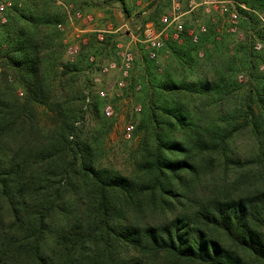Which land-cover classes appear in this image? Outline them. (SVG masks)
Listing matches in <instances>:
<instances>
[{
	"label": "trees",
	"instance_id": "obj_1",
	"mask_svg": "<svg viewBox=\"0 0 264 264\" xmlns=\"http://www.w3.org/2000/svg\"><path fill=\"white\" fill-rule=\"evenodd\" d=\"M17 1L0 22V264H264V44H233L209 15L144 50L127 76L141 110L124 174L79 135L74 84L92 65L83 51L62 60L63 12ZM160 1L141 27L158 23ZM236 1L238 23L264 40V0ZM113 3L129 13L125 0L100 4ZM247 126L257 151L243 160L233 141Z\"/></svg>",
	"mask_w": 264,
	"mask_h": 264
},
{
	"label": "rangeland",
	"instance_id": "obj_2",
	"mask_svg": "<svg viewBox=\"0 0 264 264\" xmlns=\"http://www.w3.org/2000/svg\"><path fill=\"white\" fill-rule=\"evenodd\" d=\"M7 1H10L11 4H13V1L15 0ZM25 1L26 0H18L17 2L18 4H21ZM65 1L71 3L74 8H79L82 11L92 13L94 16L95 28L103 30L120 28L116 32L104 31V37L111 36L107 42H101V40H98L95 32L86 33L88 37L87 42L82 45L81 51H83V55L81 57L79 56L84 62V66H86L87 63L84 58L91 55L95 56L99 62L105 59L119 61V55L117 54L119 47L117 44L122 45V47H129L133 51L134 60L138 59L144 50H148L145 43L130 41V37L126 34V27L122 25L126 23L131 30L137 31V26L139 25V13L146 8L150 10V4L153 3L154 0H125L129 9L128 14L122 10L119 3H113L110 7H106L100 4L102 0ZM190 1L191 0H180V16L177 20L178 22H183L184 25L189 26V33H191L193 29L199 31L201 26H206L205 22L207 16L210 15L214 20H219V25L217 26L218 29L226 28V31H228L229 34L231 33L230 35L234 41L233 44L240 41H246L245 43L249 48L256 52L261 51L256 50L253 47L255 39H261V41L264 42V40L259 38L256 33L254 34L251 31L247 32L240 23H238V30L236 32H231L229 30L231 24L229 12L219 14L217 11H207V9L201 5L191 6ZM192 1L197 2L198 0ZM171 3V0H161L160 4L162 12L160 19L158 20V23L152 21L157 30H162L160 36L163 42H165L170 35L173 38H178V35L175 36V24L171 23L166 26L165 23L161 21L163 15H169L171 13ZM55 4L62 11L61 6L56 1ZM232 9V6H229V10ZM239 22H241V20ZM248 35L251 36L250 39H248ZM158 53L157 62L162 63L166 58V53H164L162 49H160ZM263 53L264 52H261L264 57ZM62 60L70 61L66 53H63ZM133 62L130 69H133L135 64V62L134 64ZM89 66L84 67L89 69V72L86 73L85 70H82L74 84V94L80 95L81 92L82 96V100H80L81 120L78 124L79 135L81 138L87 137L91 140H97L98 161L101 166L112 167L119 172L128 174L132 169V157L138 147L140 135L135 134L130 138H126V126L131 121L134 122V124H137L141 104L135 100V96L129 89L130 77L122 78L118 71L104 75L99 71L98 66H91V68ZM95 77H99L97 82L93 81ZM238 80L240 82L246 80V74L243 72L239 73ZM119 82H122L123 85H120ZM137 88L139 87L137 86ZM100 91H104L105 96H101L99 93ZM87 95L90 96L91 102H99L100 113L103 115V119H97L94 114V109H92L93 107H90L89 104L85 103ZM236 99L237 98L233 100L234 103H236ZM103 102L112 105L113 114L111 116H107L103 111ZM136 106H140V109L136 110ZM233 144L243 160L249 158L253 159V156L256 155V140L249 126L243 127L235 134Z\"/></svg>",
	"mask_w": 264,
	"mask_h": 264
},
{
	"label": "built area",
	"instance_id": "obj_3",
	"mask_svg": "<svg viewBox=\"0 0 264 264\" xmlns=\"http://www.w3.org/2000/svg\"><path fill=\"white\" fill-rule=\"evenodd\" d=\"M62 8L65 20L64 22L58 23V29L63 33V41L65 44V53L68 56L70 61H74L77 55L82 50V45L87 42L86 33L95 32L98 40L104 39V31L116 32L120 28L110 30H103L94 27V16L90 12L82 11L79 8H74L71 3L66 2L65 0H55ZM171 13L169 15H163L161 21L165 23L166 26L171 23L175 24L176 34L182 29V23L178 22L180 16L179 5L180 0H171ZM11 2L7 0H0V22H6V10L11 6ZM191 6L203 5L207 11L218 10L220 13L229 11L230 15V28L231 32H236L238 30V13L236 6L240 5L245 7L244 4L239 3L236 0H198L197 2L190 1ZM228 5L232 6V10H229ZM147 9L141 11L142 14H146ZM258 19L264 28V10L257 12ZM122 26L126 27V34L130 37V41H138L145 43L146 48L149 51L150 57L156 55V50L163 46V40L161 38L162 30H157L153 22H147L143 27L140 25L137 26V31H133L129 26L124 23ZM192 33V32H191ZM193 39L196 40V35H193ZM119 50L117 54L119 55V61L114 59H105L99 62V60L91 55L89 61L92 66H98L99 71L108 75L112 72L118 71L122 78H126L129 75V70L131 68L132 62L134 60L133 51L129 47H122V45L117 44ZM253 47L256 50H261L263 43L260 40L255 39ZM86 73L89 72V69L85 70ZM99 77L93 79L94 82H97ZM120 85H123L122 82H119ZM101 96H105L104 91L99 92ZM90 101V96H86V102ZM136 110L140 109V106L135 107ZM104 112L107 116L113 114L112 105L110 103L105 104ZM133 131V124L129 122L126 126L125 137L130 138Z\"/></svg>",
	"mask_w": 264,
	"mask_h": 264
}]
</instances>
